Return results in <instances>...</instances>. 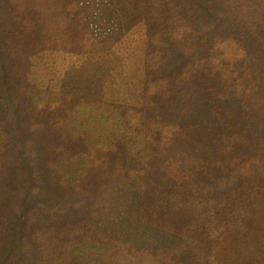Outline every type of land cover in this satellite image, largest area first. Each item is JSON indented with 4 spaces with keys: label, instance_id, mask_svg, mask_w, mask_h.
Wrapping results in <instances>:
<instances>
[{
    "label": "trees",
    "instance_id": "1",
    "mask_svg": "<svg viewBox=\"0 0 264 264\" xmlns=\"http://www.w3.org/2000/svg\"><path fill=\"white\" fill-rule=\"evenodd\" d=\"M126 1L146 27L140 107L32 86L30 58L42 50L85 55L113 40L92 34L77 0H0V67L21 134L0 122V258L11 231L12 138L19 151L35 144L46 179L66 197L130 186L140 191L142 220L180 237L177 247L153 251L100 233L41 231L18 264H264L263 173L205 196L154 185L174 151L194 167L264 155V0H198L237 28L189 52L200 15L188 0Z\"/></svg>",
    "mask_w": 264,
    "mask_h": 264
},
{
    "label": "rangeland",
    "instance_id": "2",
    "mask_svg": "<svg viewBox=\"0 0 264 264\" xmlns=\"http://www.w3.org/2000/svg\"><path fill=\"white\" fill-rule=\"evenodd\" d=\"M77 1L92 34L100 40L112 39V45L104 51L85 55L42 50L30 58L29 83L43 91L140 107L145 80L144 22L126 0ZM188 2L198 10L200 24L187 52L215 31L237 28L198 0ZM3 71L0 67V122L12 137L19 138L21 134L15 120L18 101L6 89ZM251 111V115H259L258 110ZM10 141L9 151L14 155L11 187L8 189L11 231H8L7 249L4 257L0 258V264H10L8 258L13 257L15 262L12 264L25 262L36 235L41 231L65 234L73 239L100 233L131 244L136 249L153 251L179 245L180 237L142 220L139 190L111 183L94 198L70 199L46 179L35 144L28 143L23 151H19L15 140L10 138ZM190 161L196 160L185 151H174L165 172L155 179L154 185L205 196L218 194L243 177L264 174V155L244 164L237 161L234 164L194 167ZM17 257H20L18 262Z\"/></svg>",
    "mask_w": 264,
    "mask_h": 264
}]
</instances>
